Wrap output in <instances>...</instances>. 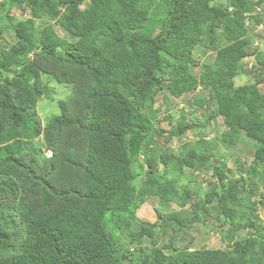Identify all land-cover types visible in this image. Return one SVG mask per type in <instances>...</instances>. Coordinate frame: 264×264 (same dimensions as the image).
I'll use <instances>...</instances> for the list:
<instances>
[{
	"label": "trees",
	"instance_id": "obj_1",
	"mask_svg": "<svg viewBox=\"0 0 264 264\" xmlns=\"http://www.w3.org/2000/svg\"><path fill=\"white\" fill-rule=\"evenodd\" d=\"M260 24L264 0H0V264H264V94L234 83L264 73ZM197 47L213 53L198 68ZM51 83L68 94L41 118ZM168 95L190 103L165 130ZM215 118L224 151L205 139ZM195 128L175 151L155 144ZM238 151L251 161L232 171ZM147 198L152 223L135 218ZM209 233L219 246L194 247Z\"/></svg>",
	"mask_w": 264,
	"mask_h": 264
},
{
	"label": "rangeland",
	"instance_id": "obj_2",
	"mask_svg": "<svg viewBox=\"0 0 264 264\" xmlns=\"http://www.w3.org/2000/svg\"><path fill=\"white\" fill-rule=\"evenodd\" d=\"M15 15H20L19 12H15ZM24 18V16H22ZM64 35V33L62 32ZM261 34L264 36V31L261 32ZM5 44L10 45L11 41L8 38L7 34L4 35ZM263 39H260L262 42ZM259 50L263 51V46L259 48ZM194 56V61L196 68L199 67L201 63L204 62H209L213 59V53L207 52L201 47H197V49L194 50L193 52ZM254 60H246L242 62V68L248 69V66L253 64ZM264 73H261L259 71H256L254 75H247L245 73H240L235 79L234 83L235 85H242V84H248L251 81L258 80L259 82V90L262 94H264ZM51 87L55 88V94L53 95L55 100L50 102L49 100H42L39 105H38V115L39 117L43 118L47 115H50L52 113L58 114L59 109L57 106V101L59 99H64L67 94H68V86H61V85H55L54 83H51ZM169 102H170V107L168 108L165 104L162 103L161 97H158L154 107H160L161 111L159 112V118L156 121V126H158L161 129L168 130L169 129V119L173 118L176 120L180 114L181 111H186L189 108V101L190 97L187 95H182L181 97L174 99L171 98L169 95ZM212 114V111L208 110L207 112H201V111H196L194 114L191 116L189 122H192L194 124H205V120ZM225 128L221 125V119L220 118H215L212 120L209 125L206 126V132L207 136L205 137L207 142H218L219 147L218 150L221 149L224 151V148L221 147V143L216 140V136L223 132ZM199 135V129L195 128L191 131H187L185 135H183L181 138H170L167 134H161V133H156L154 140L155 144L161 146L164 149H171L175 151L179 146L188 141H193L197 138ZM251 152H235L232 157H228L225 161V163L229 166L232 167V171L234 170V167L239 166L240 168H246L251 161ZM157 170L160 172L161 171V166H158ZM180 173H176V176H172V174L167 176V179H173L175 177H178ZM190 175V171L188 169H184L183 173H181V177L183 178H188ZM214 178L211 176L210 172H205L202 175H200L197 180L194 182V191L200 194H204L208 189L207 185L208 182H213L214 183ZM157 204V199L155 198H147L145 202L136 210L135 212V218L138 220H144L147 222H154L155 221V212H154V206ZM163 207L166 210H172V209H177L173 204L166 203L163 204ZM255 212L261 217L264 218V209L261 207H258ZM199 229L200 226H199ZM202 230V229H201ZM148 245L147 241L142 242L143 248ZM200 245H204L207 248H215L219 246V238L216 234L214 233H209L207 235V239H201L198 235L196 237V240L194 242V247H199Z\"/></svg>",
	"mask_w": 264,
	"mask_h": 264
},
{
	"label": "clouds",
	"instance_id": "obj_3",
	"mask_svg": "<svg viewBox=\"0 0 264 264\" xmlns=\"http://www.w3.org/2000/svg\"><path fill=\"white\" fill-rule=\"evenodd\" d=\"M256 9L259 10V8H256ZM257 29H258L259 31L264 30V26H263L262 24H260V25L257 27ZM262 32H263V31H262ZM253 45H254V46H257L258 49H259L260 47H262V44L259 43V41H254ZM258 51H260V50H258ZM246 60H250V61H251V60H254V56H251V57H249V58L244 59L243 62L246 61ZM251 66H252V64L249 65L248 68H250ZM45 156H46V157H49V156H50V152H46V153H45ZM182 173H183V172H182Z\"/></svg>",
	"mask_w": 264,
	"mask_h": 264
}]
</instances>
